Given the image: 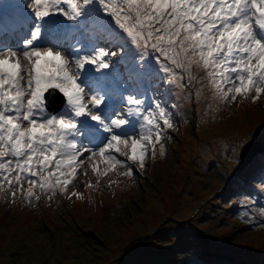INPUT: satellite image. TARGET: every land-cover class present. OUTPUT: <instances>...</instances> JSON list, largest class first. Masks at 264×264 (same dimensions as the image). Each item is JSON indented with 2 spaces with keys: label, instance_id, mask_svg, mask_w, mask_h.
Masks as SVG:
<instances>
[{
  "label": "snow or ice",
  "instance_id": "6c2138e0",
  "mask_svg": "<svg viewBox=\"0 0 264 264\" xmlns=\"http://www.w3.org/2000/svg\"><path fill=\"white\" fill-rule=\"evenodd\" d=\"M27 8L28 36L18 47L0 44V192L11 202L34 206L36 190L49 201L80 197L68 189L86 160L99 181L117 168L133 177L157 145L165 154L173 112L149 95L151 84L121 79L128 61L197 105L207 88L216 111L264 96V0H29ZM89 23L94 34L65 48ZM45 36L51 46H39ZM53 92L62 94L55 114Z\"/></svg>",
  "mask_w": 264,
  "mask_h": 264
},
{
  "label": "rangeland",
  "instance_id": "374dc122",
  "mask_svg": "<svg viewBox=\"0 0 264 264\" xmlns=\"http://www.w3.org/2000/svg\"><path fill=\"white\" fill-rule=\"evenodd\" d=\"M127 63L138 83L153 86L149 95L173 112L176 130H165L174 135L171 145L163 156L157 151L146 159L149 170L140 184L120 174L126 168L109 173L118 176L111 185L106 176L98 181L85 162L68 189L82 195L49 201L36 190L40 214L0 192V264H214L205 254L231 262L224 264H264V229L223 221L226 178L234 177L240 148L251 137L264 146V96L216 111L207 88L197 105L156 77L138 76L134 62ZM263 159L264 150L250 170ZM87 182L93 187L85 188Z\"/></svg>",
  "mask_w": 264,
  "mask_h": 264
},
{
  "label": "trees",
  "instance_id": "16d2710c",
  "mask_svg": "<svg viewBox=\"0 0 264 264\" xmlns=\"http://www.w3.org/2000/svg\"><path fill=\"white\" fill-rule=\"evenodd\" d=\"M229 150H230V147H229ZM224 156H225V155H224ZM229 156H230V155H229ZM229 156H228V158H229V160H230V157H229ZM259 156H260V155H258V157H259ZM263 160H264V159H263ZM239 178H240L239 176L237 177L236 180H233V179H230V180H229V178H226V181H229L230 183L236 184V183L239 181V180H238ZM233 181H234V182H233ZM240 182H241V180H240ZM223 201H226V200L223 199ZM225 203H226V202H225ZM224 207H225V206H224ZM225 209H226V208H224V212H226V213L228 214L229 211H228V210H225ZM259 209H261V207L258 208L257 211H259ZM262 209H264V203H263ZM260 216H262V215L259 214L257 217H260ZM262 217H263V216H262ZM245 229H247V228H245ZM247 230H248V229H247ZM184 252H186V250H184L183 253H184ZM212 255H213V254H205L204 257H206V258H211L212 261H213V263H214V261H218V260H220V258H218L217 256H214V257H213ZM209 256H211V257H209ZM227 262H230V261L227 260L226 263H227ZM230 263H231V262H230Z\"/></svg>",
  "mask_w": 264,
  "mask_h": 264
},
{
  "label": "water",
  "instance_id": "95a60500",
  "mask_svg": "<svg viewBox=\"0 0 264 264\" xmlns=\"http://www.w3.org/2000/svg\"><path fill=\"white\" fill-rule=\"evenodd\" d=\"M255 147H256V144L255 143H253V142H248V143H246L245 145H244V147L241 149V160H242V163H241V166H240V168H242L243 167V165H244V163H243V158H244V156H246L248 153H246L247 152V150H248V152L249 151H252L251 153L253 154L254 153V151H255ZM258 151V150H257ZM246 154V155H245ZM244 155V156H243ZM251 157V155L249 156V158Z\"/></svg>",
  "mask_w": 264,
  "mask_h": 264
}]
</instances>
